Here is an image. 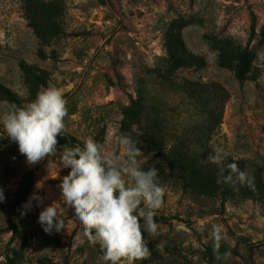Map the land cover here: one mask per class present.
Returning a JSON list of instances; mask_svg holds the SVG:
<instances>
[{"label": "rangeland", "instance_id": "rangeland-1", "mask_svg": "<svg viewBox=\"0 0 264 264\" xmlns=\"http://www.w3.org/2000/svg\"><path fill=\"white\" fill-rule=\"evenodd\" d=\"M170 50L184 63L167 69ZM48 82L68 109L58 154L89 139L122 151L127 136L159 170V235L136 264H264V0H0V85L20 105ZM58 164L28 165L0 125V264L13 248L18 264H104ZM38 181L43 204L21 215ZM52 203L65 229L49 235L37 221Z\"/></svg>", "mask_w": 264, "mask_h": 264}, {"label": "clouds", "instance_id": "clouds-1", "mask_svg": "<svg viewBox=\"0 0 264 264\" xmlns=\"http://www.w3.org/2000/svg\"><path fill=\"white\" fill-rule=\"evenodd\" d=\"M67 116L64 95L51 82L42 85L28 102H0V125L28 165L57 157L59 168L70 169L58 185L60 198L73 211L88 243L99 245L104 264L146 260L150 248L145 233L154 238L159 235L155 215L165 196V188L158 182L159 170L154 164L142 168L139 158L143 151L127 136L118 141L122 151L89 139L82 147H64L58 154V136L67 133ZM43 186V181L37 182L21 215L32 209L33 201L36 207L43 204L39 195ZM4 200L0 188V202ZM37 222L49 235L65 229L53 203L41 209Z\"/></svg>", "mask_w": 264, "mask_h": 264}, {"label": "trees", "instance_id": "trees-1", "mask_svg": "<svg viewBox=\"0 0 264 264\" xmlns=\"http://www.w3.org/2000/svg\"><path fill=\"white\" fill-rule=\"evenodd\" d=\"M252 57L253 53L249 50H244L240 56V68L238 74L240 77H244L252 68ZM168 62L167 69L175 68L184 63V59L181 56H178L175 52L170 50L164 57ZM168 70H165L163 75H166ZM0 92L2 95L11 103H16L18 101L17 95L12 91L7 85H0ZM151 148L160 150L162 146L160 144L150 143ZM19 251L16 248L12 249V253L6 254L7 264H18L17 257Z\"/></svg>", "mask_w": 264, "mask_h": 264}]
</instances>
